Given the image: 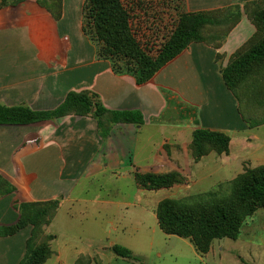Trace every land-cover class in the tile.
Instances as JSON below:
<instances>
[{
    "label": "crops",
    "instance_id": "1",
    "mask_svg": "<svg viewBox=\"0 0 264 264\" xmlns=\"http://www.w3.org/2000/svg\"><path fill=\"white\" fill-rule=\"evenodd\" d=\"M255 1L261 0H185L191 13L229 9L241 17L219 47L194 43L142 85L132 76L115 74L109 61L96 58L94 45L82 31L85 0H62L60 14L50 0L0 5L1 105L49 111L70 92L87 91L110 111H137L144 118L143 125L112 124L106 137L93 116L0 125V176L13 190L0 197V226L18 222L15 204L59 201L54 219L45 227L46 234L54 236L48 262L76 264L81 256L101 259L76 239L51 231L61 212V220L75 225L73 215L63 211L67 206L116 204L87 198L94 180L122 194L118 206L137 210L153 192L138 186L136 174L179 173L184 183L170 192L193 197L227 185L245 168L264 166V152L252 150L259 138L240 115L239 103L222 77V69L255 34L245 13V6ZM201 129L228 134V153L213 151L195 162L193 135ZM30 235L28 227L0 237V264H19Z\"/></svg>",
    "mask_w": 264,
    "mask_h": 264
},
{
    "label": "trees",
    "instance_id": "2",
    "mask_svg": "<svg viewBox=\"0 0 264 264\" xmlns=\"http://www.w3.org/2000/svg\"><path fill=\"white\" fill-rule=\"evenodd\" d=\"M161 1L164 6L162 14L168 16V21L156 11L151 23L143 19V26L136 13L139 5H133V2L85 0L83 6L82 31L94 45L96 58L109 61L115 74L132 76L139 85L152 80L194 43L219 47L218 42L228 35L241 17L240 12L234 13L229 9L191 13L187 11L185 0ZM50 3L60 14L62 0H50ZM141 9L147 15L143 17L148 18L150 11L144 10L143 6ZM245 13L255 27V34L222 69V77L239 103L242 118L251 128H256L264 125V0L248 3ZM241 102L248 107L245 111L241 108ZM70 115L93 116L104 137L110 133L112 124H144L140 112L110 111L96 95L87 91L70 92L61 105L49 111L0 104V125L27 126ZM229 146L228 134L197 130L193 135V158L198 162L213 151L225 154ZM135 180L141 189L149 192L169 190L184 183V178L174 172L163 175L136 174ZM12 192L9 183L0 176V197ZM59 203L15 204L14 208L19 213L18 222L12 226H0L2 238L14 236L31 227L25 255L19 264H46L52 257L51 241L54 236L46 234L45 227L54 219ZM260 209H264V166L245 168L227 185L193 196L192 202L163 199L157 206L156 217L164 234L189 240L199 254L206 255L216 240H237L247 220ZM112 252L122 259L145 264L143 259L134 256L130 249L123 246L113 245ZM76 264L97 263L88 256H81Z\"/></svg>",
    "mask_w": 264,
    "mask_h": 264
},
{
    "label": "rangeland",
    "instance_id": "3",
    "mask_svg": "<svg viewBox=\"0 0 264 264\" xmlns=\"http://www.w3.org/2000/svg\"><path fill=\"white\" fill-rule=\"evenodd\" d=\"M125 1L139 5L136 7V13L142 26L143 19L151 23V17L155 16L156 11L161 13L160 16L166 22L168 21V16L165 17V14H162L164 6L161 0ZM18 2L20 0H0V5H13ZM140 6L150 11L148 18L143 17L147 15ZM170 16H173L172 11ZM146 33L149 36L148 32ZM240 105L244 111L248 108L244 102ZM254 133L259 139L253 141L252 150L262 153L264 152V125L254 128ZM101 185L94 180L89 187L87 198L113 200L116 202L115 205L107 207L97 203H79L73 207L67 206L63 211L73 215L75 225H69L61 220L63 215L61 212L51 227L54 234L61 237L70 236L90 253L99 256L103 261L98 257L93 258L97 264H107L111 260L112 264H137L117 257L112 252L113 245L130 249L134 256L143 259L145 264H264V210H260L257 215L247 220V226L242 229L237 240L228 238L216 240L212 246L213 250L208 255H201L188 240L164 234L158 226L156 217L159 201L172 198L192 202V197L164 189L149 194L144 199L142 207H138L137 210L125 209L117 205L123 200L122 194L111 193Z\"/></svg>",
    "mask_w": 264,
    "mask_h": 264
}]
</instances>
